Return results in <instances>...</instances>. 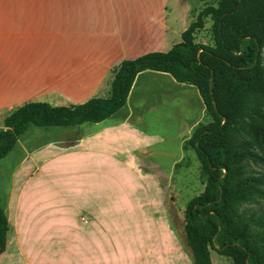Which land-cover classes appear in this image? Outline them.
<instances>
[{
    "label": "crops",
    "instance_id": "obj_1",
    "mask_svg": "<svg viewBox=\"0 0 264 264\" xmlns=\"http://www.w3.org/2000/svg\"><path fill=\"white\" fill-rule=\"evenodd\" d=\"M170 1L0 0V129L26 103H83L122 61L170 50L193 19L189 1L178 15ZM152 73L137 75L124 107ZM128 109L120 124L43 152L20 170V183L6 186L0 264H193L171 217L156 214L161 200L132 176L147 166L133 155L145 138L128 124ZM222 257L210 251L211 264H233Z\"/></svg>",
    "mask_w": 264,
    "mask_h": 264
},
{
    "label": "trees",
    "instance_id": "obj_2",
    "mask_svg": "<svg viewBox=\"0 0 264 264\" xmlns=\"http://www.w3.org/2000/svg\"><path fill=\"white\" fill-rule=\"evenodd\" d=\"M210 18L212 44L196 42ZM264 0H218L207 6L167 52H150L116 66L107 97L53 106L29 102L13 110L0 129V160L29 127H79L115 115L138 74L154 71L195 87L207 125L184 142L196 153L203 191L184 209L183 233L193 264H211L210 251L233 264H264ZM8 219L0 203V254Z\"/></svg>",
    "mask_w": 264,
    "mask_h": 264
},
{
    "label": "rangeland",
    "instance_id": "obj_3",
    "mask_svg": "<svg viewBox=\"0 0 264 264\" xmlns=\"http://www.w3.org/2000/svg\"><path fill=\"white\" fill-rule=\"evenodd\" d=\"M185 1H189L193 22L205 7H216L218 0H171L169 6L178 15ZM211 23L210 18H205L204 28L196 33V42L209 45L213 43ZM262 55L264 56V47ZM152 74L139 80L126 107L102 123L48 129L29 127L12 151L0 160V198H5V188L10 182L22 181L20 170H28L26 165L31 170V160L35 163L43 161L39 157L43 152L45 157L46 154L49 156L58 146L67 147L75 143L73 138L80 137L82 133L91 135L104 126L120 124L128 114L129 106L131 118L128 124L136 129L140 137L145 138L139 146L131 149L134 157L147 166V170H141L140 174L134 172L132 176L146 187L153 199L161 200L162 205L158 201L154 207L156 214L165 220L171 217L174 229L185 241L184 209L191 199L203 191L206 178L201 175L195 151L185 149L182 141L192 125L200 121L196 126L207 125L211 118L205 109V114L202 112V99L193 86L177 83L164 73ZM108 91L109 84L105 81L93 97H107ZM145 142L150 144L148 149H144ZM128 144L133 146V143ZM48 145L51 148L46 149L45 146ZM171 163L175 166H171ZM251 169L264 173V166L258 164L252 165Z\"/></svg>",
    "mask_w": 264,
    "mask_h": 264
}]
</instances>
